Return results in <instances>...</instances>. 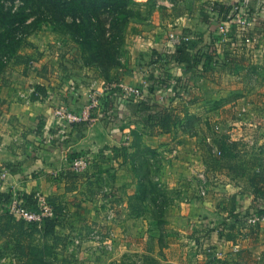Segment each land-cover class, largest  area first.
<instances>
[{
	"label": "crops",
	"instance_id": "0c3cea01",
	"mask_svg": "<svg viewBox=\"0 0 264 264\" xmlns=\"http://www.w3.org/2000/svg\"><path fill=\"white\" fill-rule=\"evenodd\" d=\"M131 1L118 64L107 72L84 66L51 28L28 37L30 50L20 48L9 63L0 192L38 194L39 209L63 207L61 241L34 235L53 247L51 264H107L124 252L170 264H264V221L246 222L264 207V193H254L264 188V0ZM235 2L248 23L224 21L222 32L211 6ZM182 41L197 59L191 68L172 56ZM114 81L146 87L118 103L114 91L103 92ZM36 85L48 99L30 100ZM92 96V121L62 116L80 113ZM165 113L178 120L164 132L156 115ZM79 157L89 163L81 174L73 170ZM141 160L167 200L159 218L142 196ZM110 211L116 239L102 251L88 234ZM9 215L0 212V264H16L18 219Z\"/></svg>",
	"mask_w": 264,
	"mask_h": 264
},
{
	"label": "trees",
	"instance_id": "16d2710c",
	"mask_svg": "<svg viewBox=\"0 0 264 264\" xmlns=\"http://www.w3.org/2000/svg\"><path fill=\"white\" fill-rule=\"evenodd\" d=\"M19 5L13 9L7 7L10 0H0V74H2L9 59L16 58L18 50L29 45L26 41L31 33L30 27L40 24H48L53 31L60 32L65 30L76 41L82 45L95 49L93 59L98 64L106 65L117 64L112 55L116 50L115 56L118 57L122 43L123 32L126 23L130 19L131 0H11ZM238 2V1H237ZM213 4L211 10L216 21H227L228 17L234 16V7L238 5ZM129 15V16H128ZM33 30V29H32ZM117 40V43H116ZM187 42H181L172 54L178 62L191 68L197 59H193L189 52ZM30 60H23L27 65ZM49 95L41 85H36L31 93L30 100H45ZM156 120L162 130L167 131L170 126L178 120V117L165 113L156 115ZM5 166H9L5 164ZM252 184L253 180H252ZM254 193L262 195L264 188H254ZM19 203L29 211L38 212L36 194H18ZM12 196L9 193L0 192V212L10 204ZM260 199V198H259ZM261 200V199H260ZM52 215L44 217L41 222H26L12 214L8 218L18 219L12 227L16 229V235L12 245V254L16 257V264H51L49 257L54 255L53 247L47 244L42 246L34 243V235L38 234L41 238H51L53 241H61L56 235V227L61 225L64 219L63 207L59 204L51 206ZM9 213V212H8ZM258 216L264 215V207L257 211ZM5 228H0L4 232ZM123 255V260L129 262ZM144 256V255H143ZM131 257L140 255L133 254ZM146 258V257H144ZM113 264H117L116 262ZM147 264H165L156 260L154 257L148 259Z\"/></svg>",
	"mask_w": 264,
	"mask_h": 264
},
{
	"label": "built area",
	"instance_id": "2783aa9c",
	"mask_svg": "<svg viewBox=\"0 0 264 264\" xmlns=\"http://www.w3.org/2000/svg\"><path fill=\"white\" fill-rule=\"evenodd\" d=\"M234 16L228 17L226 22H236L241 26H244L248 23L246 16L243 11H241L240 4L234 7ZM224 22L221 23L219 29L220 31H224ZM184 41H187V38H183ZM34 65L33 60L28 62V67H32ZM146 87V83H142L141 85H133L124 83L121 81H114L106 85L104 89V93L106 91H114L115 96L117 98L118 103H128L139 99ZM98 107V99L96 96H92L90 98L89 103L85 106V108L78 114H73L72 112H64L62 116H65L67 119L76 121V122H89L92 121L91 111ZM219 155L220 152H217ZM89 166V163L85 157H79L73 163V170L77 174L83 173ZM4 174H1L0 178H3ZM204 195L203 192L200 193V196ZM37 201L41 198L40 195L36 194ZM262 209V206H256L253 213L246 218V222L250 225L260 223L264 221V215L258 216L257 211ZM9 214H12L26 222H41L44 217H48L52 215L51 208L44 206L39 209L38 212H33L25 209L23 205L19 203L17 197H13L8 206ZM109 213V214H108ZM105 216V222L97 227H93L89 232L90 240L94 241L99 245L100 250L107 251L112 248L113 242L116 239V232L114 230V226L112 225L115 221V215L113 212H108Z\"/></svg>",
	"mask_w": 264,
	"mask_h": 264
},
{
	"label": "rangeland",
	"instance_id": "374dc122",
	"mask_svg": "<svg viewBox=\"0 0 264 264\" xmlns=\"http://www.w3.org/2000/svg\"><path fill=\"white\" fill-rule=\"evenodd\" d=\"M9 6H12L13 9L17 8L19 5L17 4L16 1H11L10 2H7V7ZM131 6H132V1H130V12H129V15L133 16V13L132 12V9H131ZM128 15V16H129ZM46 28H51L52 27L48 24H40L36 27H30V30H31V33L29 34L28 37H30L31 35L33 34H37L38 32L40 31H44L46 30ZM33 29V30H32ZM58 33H60L61 35H63V37H67L68 40L73 44L72 46L75 47V52H74V55H76V58L79 59V61L84 65V66H97L99 67L103 72H107L109 69L111 68H114L115 66H117L118 64V58H119V54H118V57L116 58L115 56V53H116V50H114V53L112 52V55L114 56V58L116 59L117 61V64L111 66V65H106L105 67H103L102 65L98 64L97 62L94 61V57H93V53H95V49H91V47H88L86 45H82L80 44L78 41H76L70 34H68L67 32H65V30H60V32L58 31ZM28 39V38H27ZM27 41V40H26ZM28 42V41H27ZM29 43V42H28ZM116 43H117V40H116ZM27 48L30 50V44L29 45H24L22 46L21 48ZM20 50V49H19ZM120 50V49H119ZM13 60L12 59H9L8 63L6 64L2 74H0V110L4 107V101L3 99L1 98L2 97V94L4 92V88L8 85V81L9 79L7 78V75L6 72L8 71V67H10L9 63ZM27 66H28V63H27ZM145 164L146 162L144 160H141V163H140V166H141V170L143 172V179H144V183L142 184L143 188H142V196L143 197H150L154 206V216H156L157 218H159V216L162 214L163 212V208H164V205L165 203L167 202L166 198H164L163 196H161L157 191H156V188L154 187V183L152 180H150L148 178V176H146L145 174ZM108 213V212H107ZM112 213V212H111ZM109 214V213H108ZM160 221L158 220L157 224H159ZM114 226V222L112 224ZM143 242H145L146 246H150L151 249L153 247V245H151L153 243V240L152 239H147V240H144ZM144 244V245H145ZM112 249V248H111ZM110 249V250H111ZM148 249V248H147ZM110 250H107V251H110ZM130 254L131 256H133V254H138L141 257V260L139 259L138 260V257L134 258V257H131V256H128L126 257V259L129 260V262H127L126 260L124 261L122 256L123 255H128ZM144 255V256H143ZM152 254H148V253H135V252H124L122 255H120L118 258L116 259H113V260H110L107 264H113V263H117V264H147L148 263V259L150 257H153L151 256ZM146 257V258H144ZM155 258V257H154ZM156 260L158 261H161L157 258H155ZM163 263V262H162ZM165 264H170V263H165Z\"/></svg>",
	"mask_w": 264,
	"mask_h": 264
}]
</instances>
